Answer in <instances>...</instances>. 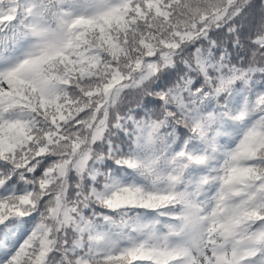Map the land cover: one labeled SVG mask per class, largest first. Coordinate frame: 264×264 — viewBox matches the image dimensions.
I'll list each match as a JSON object with an SVG mask.
<instances>
[{"label": "snow or ice", "instance_id": "1", "mask_svg": "<svg viewBox=\"0 0 264 264\" xmlns=\"http://www.w3.org/2000/svg\"><path fill=\"white\" fill-rule=\"evenodd\" d=\"M0 264H264V0H0Z\"/></svg>", "mask_w": 264, "mask_h": 264}]
</instances>
